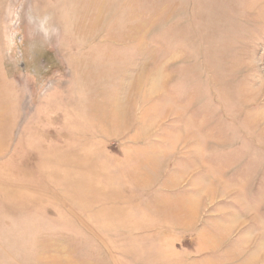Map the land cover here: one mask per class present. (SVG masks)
<instances>
[{
	"label": "rangeland",
	"instance_id": "rangeland-1",
	"mask_svg": "<svg viewBox=\"0 0 264 264\" xmlns=\"http://www.w3.org/2000/svg\"><path fill=\"white\" fill-rule=\"evenodd\" d=\"M0 264H264V0H0Z\"/></svg>",
	"mask_w": 264,
	"mask_h": 264
}]
</instances>
